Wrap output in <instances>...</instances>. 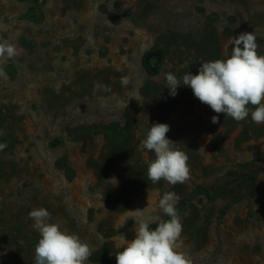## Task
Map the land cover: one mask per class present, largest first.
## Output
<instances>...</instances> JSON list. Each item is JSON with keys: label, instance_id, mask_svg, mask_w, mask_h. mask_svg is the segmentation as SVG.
<instances>
[{"label": "rangeland", "instance_id": "obj_1", "mask_svg": "<svg viewBox=\"0 0 264 264\" xmlns=\"http://www.w3.org/2000/svg\"><path fill=\"white\" fill-rule=\"evenodd\" d=\"M242 32L264 55V0H0V43L18 50L0 58V264H34L38 208L89 244L85 264H116L136 220L166 217V192L192 264H264V124H214L190 87H166L169 72L182 82L226 59ZM156 123L189 157L183 184L147 179L140 144Z\"/></svg>", "mask_w": 264, "mask_h": 264}, {"label": "clouds", "instance_id": "obj_2", "mask_svg": "<svg viewBox=\"0 0 264 264\" xmlns=\"http://www.w3.org/2000/svg\"><path fill=\"white\" fill-rule=\"evenodd\" d=\"M231 45L226 59L201 62L197 74H185L182 82L175 74L167 73L169 95L175 97L178 86L183 84L191 88L201 103L217 113L211 117L214 124L220 122L219 114L237 122L251 114L254 123L264 124V55L257 54V37L253 32H242L232 37ZM17 55L13 44L0 43V58L7 60ZM5 75L0 69V76ZM128 83L127 77L121 78L122 86ZM105 90L110 88L106 86ZM169 131L166 123L152 124L140 144V150L154 153L155 158L147 168V179L153 184L164 180L175 186L190 179L189 157L177 147L179 143L167 137ZM5 147L6 144H0V150ZM179 200L175 192L163 194L158 207L170 219L162 220L155 229H150L146 221L136 220L135 238L116 253V264H192L191 258L180 251L183 226L177 209ZM28 215L39 233L34 264H85L89 260L93 251L89 244L77 234L62 231L58 224L50 222L51 214L47 209H33Z\"/></svg>", "mask_w": 264, "mask_h": 264}, {"label": "trees", "instance_id": "obj_3", "mask_svg": "<svg viewBox=\"0 0 264 264\" xmlns=\"http://www.w3.org/2000/svg\"><path fill=\"white\" fill-rule=\"evenodd\" d=\"M163 50L161 48H155L147 51L143 56V66L150 75H156L159 68L162 65ZM207 190V189H206ZM180 215V212H178ZM170 217H164L156 222L149 225L150 229H155L159 222L162 220H168Z\"/></svg>", "mask_w": 264, "mask_h": 264}]
</instances>
